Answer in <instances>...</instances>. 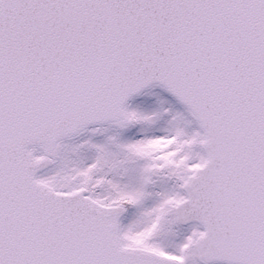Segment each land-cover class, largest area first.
<instances>
[{
  "label": "snow or ice",
  "instance_id": "1",
  "mask_svg": "<svg viewBox=\"0 0 264 264\" xmlns=\"http://www.w3.org/2000/svg\"><path fill=\"white\" fill-rule=\"evenodd\" d=\"M0 264H264V0H0Z\"/></svg>",
  "mask_w": 264,
  "mask_h": 264
}]
</instances>
